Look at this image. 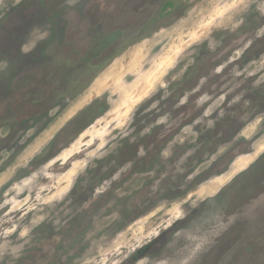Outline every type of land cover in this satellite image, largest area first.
Segmentation results:
<instances>
[{
    "label": "rangeland",
    "instance_id": "374dc122",
    "mask_svg": "<svg viewBox=\"0 0 264 264\" xmlns=\"http://www.w3.org/2000/svg\"><path fill=\"white\" fill-rule=\"evenodd\" d=\"M257 39L264 0H0V264H264ZM217 48L239 101L205 93L204 118L234 112L242 130L214 152L199 124L174 129L168 165L129 177L128 133Z\"/></svg>",
    "mask_w": 264,
    "mask_h": 264
},
{
    "label": "flooded vegetation",
    "instance_id": "af4514ba",
    "mask_svg": "<svg viewBox=\"0 0 264 264\" xmlns=\"http://www.w3.org/2000/svg\"><path fill=\"white\" fill-rule=\"evenodd\" d=\"M259 43L260 44L264 43V40L257 39L256 44ZM226 45H227L226 47H228L229 45L232 46L231 43L230 44L227 43ZM226 51L227 48L224 49L217 48L216 52L214 53L216 55L214 58L219 57L218 58L219 60H217V62L213 61L211 65H205L204 67H202L200 74L195 79L192 80L193 82L192 81L187 82V83H193L191 87L188 88V85H180L181 90L179 91V93L173 94V98L165 101L164 104L165 108L163 113L157 114L152 111V113H147L141 117L138 125L139 128L137 130V132L139 131L141 132L138 143L144 147L145 146L149 147L150 151L153 152L154 151L153 146L161 142V147L159 148V150L158 148L156 149V153L154 155L150 154V155H144L142 157H138V152L136 153L137 150L133 148V145L131 143L132 139L135 138L132 135L135 134L137 136V132L134 134L128 133L130 141L127 146V154H129V158L133 163L130 169L129 177L135 176V174L138 173L149 172L151 168L150 161L153 160V158L161 159V162L163 163H159V164H164V166L168 165L166 162H164L163 153L166 148L165 146L169 143L170 137L172 136L171 131L174 129H176L178 132L181 131L185 125L190 126L191 124L192 125L199 124L202 127L200 128V130L202 131V134L200 133L202 139L200 140L202 141V147L200 148V150L202 151L206 149L207 146V149L209 151H214V152H216L217 150V142L219 140H221L222 142L227 141L229 138H231V136L238 134L242 130L243 127H241L242 125L239 123V121H241V118H239V114L235 115L234 112H229L228 114L221 113V114H225L226 117H223L222 119L218 120L219 116L221 115L220 114L217 118V121L215 122L209 119L208 117H206L207 119L204 118V115H206L207 113V107L205 101L206 94L211 95L213 94V92L215 94L218 91L226 92L230 90L228 91L231 93L230 96L236 95L235 99L239 101V88H240L239 81H233L234 76L233 74L231 75L229 73L230 67L224 68L223 65L219 64L220 60H222L223 57L222 55H224L223 53H225ZM259 52L264 53L262 50H259ZM249 93L250 91H248L249 99L248 98L247 99L251 102H255L251 100V96L249 95ZM238 107H239V103H238ZM175 117H176V122L167 125V121ZM159 128H161V130H163L164 132H160ZM199 153H197V156L199 155ZM184 157L187 159L188 158L187 154H185ZM191 159L194 162V158L191 157ZM188 166H187L188 173L185 172L184 177H181L179 179L180 181L184 178H189L191 174L192 175L194 174V171H190L192 165H188ZM110 168H113L112 170H110V173L115 171L114 169L115 167L112 166ZM211 177L213 176H207V178L204 179V182L209 181ZM102 179H104V177ZM215 198L210 197L206 199L205 201H209V203H206L204 201L203 204L204 208L209 207L210 204L213 205L212 203L214 204L218 203V201L222 199V198H216V199Z\"/></svg>",
    "mask_w": 264,
    "mask_h": 264
},
{
    "label": "trees",
    "instance_id": "16d2710c",
    "mask_svg": "<svg viewBox=\"0 0 264 264\" xmlns=\"http://www.w3.org/2000/svg\"><path fill=\"white\" fill-rule=\"evenodd\" d=\"M166 7H172V3L168 2V3L166 4L165 8H166Z\"/></svg>",
    "mask_w": 264,
    "mask_h": 264
}]
</instances>
